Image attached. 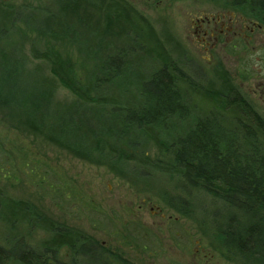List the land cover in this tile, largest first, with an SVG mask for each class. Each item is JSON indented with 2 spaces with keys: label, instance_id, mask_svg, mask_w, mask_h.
Segmentation results:
<instances>
[{
  "label": "rangeland",
  "instance_id": "rangeland-1",
  "mask_svg": "<svg viewBox=\"0 0 264 264\" xmlns=\"http://www.w3.org/2000/svg\"><path fill=\"white\" fill-rule=\"evenodd\" d=\"M59 1L0 0V7L9 8L14 15L11 26L7 29L0 26V54L22 61L28 71L37 65L38 74L46 77L49 75L47 64L30 62V49L40 52L50 49L88 82L93 79L94 69L100 66L99 42L77 29L55 36L41 29L43 21L57 14ZM126 1L148 19L160 39L166 40L168 48L179 51L180 55L173 57L184 64L190 75H196L193 68L190 70V65H194L199 74L195 78L206 81L209 90L219 92L217 75L223 74L235 94L245 97L264 120V96L257 90L260 77L264 76V19L245 5L234 4V0ZM202 20L210 21L207 35L202 31L208 25L204 26L206 22L202 30L198 29ZM142 57L140 53L129 54L123 63L121 69L132 74L130 81L120 76L109 85L100 86L103 90L108 88L104 92L117 93L122 107L133 102L134 105L149 102L140 91L138 74L148 77L156 65ZM187 58L192 63L186 67ZM55 87L53 101L70 106L77 104L64 87L58 83ZM176 102L175 113L163 115L155 125L162 142L191 134L203 117L204 110L194 99L192 105L185 104L183 109L179 105L182 101ZM87 107L80 108V118L85 127L96 132L100 141L99 146L90 149L89 156L83 147L80 148L82 155H78L48 139L54 125L49 113L41 123L37 119L34 124L30 123L34 117H23L18 107L0 103V192L13 200L27 202L33 210L61 226L86 235L118 261L242 264L226 253L208 219L198 214L206 198H192V208L189 207L193 212L187 214L173 205L182 197L177 177L141 161L143 157L162 158L152 141L141 134L138 143L129 142L135 129L122 127L117 108ZM224 119L228 120L226 114ZM229 125V121L223 123V129ZM219 133L222 138L230 136L224 130ZM104 144L119 150L120 157H109L110 146ZM18 237L36 248L49 235L19 223L10 227L0 219V245L6 246ZM67 252L66 248L61 249L62 261L67 260ZM9 264L17 263L10 261Z\"/></svg>",
  "mask_w": 264,
  "mask_h": 264
},
{
  "label": "trees",
  "instance_id": "trees-1",
  "mask_svg": "<svg viewBox=\"0 0 264 264\" xmlns=\"http://www.w3.org/2000/svg\"><path fill=\"white\" fill-rule=\"evenodd\" d=\"M234 4L245 5L264 19V0H234ZM58 7L57 14L43 21L41 29L54 36L77 29L90 36L92 41L97 40L100 66L94 69L93 79L87 82L77 76L50 49L42 52L30 49V62L47 64L49 75L46 77L38 74L37 65L28 71L22 61L16 62L12 56L1 53L0 103L18 107L23 117H34L30 120L34 124L38 120L41 123L49 113L54 125L49 130L48 139L78 155H82L80 148L83 147L88 156L90 149L99 146L100 141H97L96 132L84 126L80 108L88 109L87 106L91 105L117 108L122 127L135 129L129 142L138 143L142 134L162 155L161 159L143 157L141 161L148 167L170 171L177 177L182 197L174 201L176 209L183 214L193 212L190 210L191 199L206 198L198 214L208 219L207 223L226 253L242 264H264L262 117L245 97L235 94L234 87L223 78V74L217 75L219 92L209 90L206 81L195 78L199 74L194 65H190V70L193 68L196 75H190L184 64L173 57L179 51L168 48L166 40L160 39L148 19L126 0H60ZM11 13L9 8L0 7L2 29L12 25L14 15ZM137 53L143 56V60L156 65L148 77L138 74L140 91L148 98L149 104L146 101L145 105H134L133 102L122 107L117 93L104 92L108 88L103 90L100 86H107L120 76L129 80L131 72L126 73L121 67L129 54ZM191 63L186 62V67ZM57 83L73 96L76 105L53 101ZM193 99L204 110H201L200 123L195 125L191 134L162 142L155 128L160 118L175 113L176 100L182 101L179 105L183 109L185 104L192 105ZM209 114L213 116L208 119ZM225 114L231 126L223 129V123L227 122ZM223 130L230 135L228 138L218 136ZM104 145L110 146V151L106 149L109 157H120V151L114 146ZM209 210L213 213H207ZM0 219L10 227L19 223L28 226L29 230L41 229L49 235L36 248L21 237L9 241L6 246L0 245V264H9L10 261L17 264H129L111 257L113 255L107 249L86 235L57 224L33 210L27 202L13 200L1 192ZM63 248L68 250L64 261L59 258Z\"/></svg>",
  "mask_w": 264,
  "mask_h": 264
},
{
  "label": "flooded vegetation",
  "instance_id": "flooded-vegetation-1",
  "mask_svg": "<svg viewBox=\"0 0 264 264\" xmlns=\"http://www.w3.org/2000/svg\"><path fill=\"white\" fill-rule=\"evenodd\" d=\"M205 22H206V23H205ZM201 23H202V24H200L199 27H198L199 30H202V25H203V23H205L204 26H205L206 24H208V25L206 26V29L202 30V31H203V35H207V33L209 32V29H208V28H209V26H210V21H209V20H207V21H203V20H202ZM222 31H223V29H222ZM210 33H211V29H210ZM263 62H264V59H263ZM263 68H264V66H263ZM262 71L264 72V69H262ZM257 90H258V92H259L261 95L264 96V76H263V77H260V82H259V84L257 85Z\"/></svg>",
  "mask_w": 264,
  "mask_h": 264
}]
</instances>
